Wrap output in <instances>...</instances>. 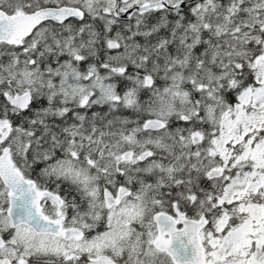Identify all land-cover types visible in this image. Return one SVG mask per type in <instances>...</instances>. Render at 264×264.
<instances>
[{
    "label": "flooded vegetation",
    "instance_id": "obj_1",
    "mask_svg": "<svg viewBox=\"0 0 264 264\" xmlns=\"http://www.w3.org/2000/svg\"><path fill=\"white\" fill-rule=\"evenodd\" d=\"M243 1L0 0V12L7 16H28L41 11L63 9L69 15L63 21L48 20L41 23L21 45L0 44V120L11 124L13 131V124H19L21 119L28 117L29 110L31 115L32 110L37 111V100L33 91L26 90L32 95V103L26 110L15 108L8 102L7 96L14 98L23 92L16 88L17 81L10 79V70L5 67L14 63L16 51H22L25 47H36V42L40 39L37 34L47 30L65 32L71 39V44L77 40L71 36L73 32H81L82 36L90 35L89 38L93 39L94 57L88 56V63L91 67H98L99 72L103 71L102 65L111 63L125 50V45L129 47L130 42L133 49H137L135 60L129 66L128 52L126 73L115 75L111 81L116 85V80L120 78L131 84L136 79L144 81L142 88L146 89L149 97L146 102L148 108L158 88L152 79L158 78V75L152 74L155 69H149L148 65L153 63L152 60L159 63L169 59L177 61L176 68L184 83L194 78L207 80L214 73H231L236 85L223 82L226 85L220 89L223 96H229L231 92L239 94L241 90H253L259 85L261 75L258 60L263 54L264 31L256 33L260 23L251 27L253 32L250 34L253 37H249L242 57L234 58V47L237 43L231 42L233 33L230 32L234 27L243 31L248 27L244 17L246 2ZM217 14H221L220 23L214 22V15ZM259 16L260 12H257V17ZM239 50H242L240 45ZM82 52L79 51L80 54ZM52 54L46 63L53 65L71 60L67 53H59L58 50L53 49ZM163 57L167 59L164 60ZM31 58V65L37 63L36 52L31 53ZM136 60L139 61L137 65ZM226 64L227 70L220 67ZM129 69L132 71L129 72ZM130 91L134 90L129 89L128 83L127 94ZM134 95L135 93L132 96ZM152 119L164 122V127L157 131L145 130V123ZM99 122V116H96L94 123ZM48 123L57 128L64 121L56 122L52 118ZM194 129L196 128L192 124H174L161 117L145 116L142 124L144 134H155L158 141L163 143L167 157L153 150L149 151L151 148L142 152L133 150L129 160L125 159L127 152L123 158L121 153L105 152L31 153L16 158V153H13L11 158L14 168L21 172L25 180L35 184L37 192L58 197L53 199L47 196L41 200L40 206L41 214L49 222L56 223L60 235L41 234L26 224L14 226L19 220L12 219L9 211L15 197L10 195V190L0 177V264H93L92 261L101 257H107L115 264H194L190 258L202 253L205 264H214V255L217 252L214 232L218 229L219 222L216 209L223 196L211 184L229 176L230 170L212 167L203 174L204 179L202 176L196 179L195 174L193 180L197 185H194L185 180L187 170L180 172L175 169L177 165L184 166L185 161L183 157L179 158V150L167 146V141L186 139L194 148L205 144V140L199 136H194L191 140ZM39 133L40 130L36 128L37 138ZM1 155L3 152L0 151ZM66 155L70 156L67 166L71 167L66 174L58 173L50 167L53 161L63 160ZM144 155L146 158L142 159ZM41 159L44 163L38 162ZM86 160L90 161L88 167L83 163ZM102 160L107 163L95 164ZM81 167L86 168L85 174H76V169ZM103 168L107 170H102ZM220 171L221 175H213V172ZM106 191L115 199L119 197V193H123L124 197L119 204L109 206L105 199ZM251 196H245L244 201L250 205L261 204L257 195L253 198ZM24 230L29 231L39 241L62 240L67 249L59 254L45 255L37 252L38 255L24 257L23 253L31 250V246L28 247L23 241L18 244L16 238ZM108 237L115 238L112 248L106 244L104 248L95 246L103 244ZM95 240H98L96 244ZM171 251L185 256V259L179 258L175 261ZM11 252L17 254L13 255ZM253 263L260 264L257 260H253L251 264Z\"/></svg>",
    "mask_w": 264,
    "mask_h": 264
},
{
    "label": "rangeland",
    "instance_id": "obj_2",
    "mask_svg": "<svg viewBox=\"0 0 264 264\" xmlns=\"http://www.w3.org/2000/svg\"><path fill=\"white\" fill-rule=\"evenodd\" d=\"M243 2H246L244 17L248 25L247 30L243 31L239 27H234L230 32V34L233 33L231 42L237 43L234 47L235 59L242 57L243 48H246L249 37H253L250 34L253 32L250 30L251 27L260 23L256 33L264 31L262 24L264 6H261L264 5V0H244ZM257 12H260L259 17ZM219 15L221 16V14L214 15L215 23L221 22ZM73 33L71 36L76 37L77 40L71 44L72 41L65 32L49 30L39 32L37 36L40 39L36 42L37 46L16 51L14 63L5 67L10 70V79L17 81L16 88L20 92L26 94L33 91L37 104H46V106L41 110L37 109L36 112L32 110V115L25 123L20 121L17 127L13 124L14 129L10 137L0 144V151L4 152L6 148H9L11 155L16 153L14 158L24 154L31 155V153L59 152L63 154L121 153L123 158L125 152L133 150L142 152L146 148H151L149 151L153 150L167 157L162 147L163 143L158 141L155 134L151 136L144 134L138 120H136V126L133 123L134 119L129 120L132 127L129 128V135H125L117 132L110 133L109 127L99 128L98 124L94 123L95 116L89 118V112L94 107H101L103 104L117 100V85L111 80L117 74L126 73L128 52L129 66L133 64L136 47L133 49L134 46L132 47L129 42V47L125 45V50L111 63L102 65L103 71L99 72L98 67H91L88 63V56L94 57L93 39L89 38L90 35L82 36L81 32ZM80 36H82L81 39ZM238 45L242 50L238 51ZM53 49L58 50L59 53H67L71 60L53 65L46 63L53 56ZM33 51L37 53L38 58L37 63L31 65ZM79 51L83 52L80 54ZM262 53V58L258 60L261 71L259 85L253 90H241L236 95L234 103L228 101V96L220 93L222 92L220 89L226 86L223 82H228L231 86L236 85V81L229 72L224 75L220 72L214 73L207 80L192 79L184 83L176 68L177 61L169 59L167 62L159 63L152 60L153 63L148 64L149 69H155L152 74L158 75V78H152L158 88L151 99L150 107H146L141 113L150 118L161 117L174 124H192L196 129L191 140L194 136L205 140V144L195 148L191 146L192 144H188L186 139L167 141V146L179 150V158L183 157L185 161L184 166L177 165L175 169L180 172L187 170L185 180L194 185H197V182L193 180L195 174L196 179H200L201 176L204 179L203 174L212 167H224L230 170L229 176L211 184L212 188L218 192L221 191L223 196L216 209L219 222L218 229L214 232V245H217L214 264H251L253 260L264 264V134H262L264 133V32ZM138 62V60L135 61L136 65ZM226 65L220 67L227 70L228 65ZM131 71L129 69V72ZM136 80L131 82L137 87L145 85L144 81ZM134 93L130 91L127 94L131 106H136L132 98ZM50 118H59L64 123L58 127L55 123L57 128H54L48 123ZM85 122H92V124H85ZM46 127L55 129L54 137L48 135L46 142H43L47 135L44 132ZM36 128L38 130L41 128L38 138ZM49 157L50 155L45 156V159ZM69 157L66 155L63 160L53 161L50 167L58 173L66 174L67 170H71V167L67 166ZM38 162L44 163V160L41 159ZM89 162L86 160L83 163L88 167ZM105 163L107 162L104 160L95 162L97 165ZM84 169L86 168H77L76 174H85ZM248 195H252V198L257 195L261 204L246 203L244 198ZM129 211H131L130 206ZM31 235L29 231L24 230L20 236L16 237L18 244L25 242L28 247L31 246V250L23 253L24 257L38 255L37 252L45 255L59 254L67 249V245L62 240L39 241ZM114 240L115 238L108 237L103 244L95 246L104 248L106 244L112 248ZM97 241L95 240L94 243L96 244ZM11 254L16 255L17 252H11Z\"/></svg>",
    "mask_w": 264,
    "mask_h": 264
},
{
    "label": "water",
    "instance_id": "obj_3",
    "mask_svg": "<svg viewBox=\"0 0 264 264\" xmlns=\"http://www.w3.org/2000/svg\"><path fill=\"white\" fill-rule=\"evenodd\" d=\"M66 11H41L33 15H15L7 16L0 12V44H17L21 45L23 40L30 37L35 29L43 22L48 20H58L63 21L68 17ZM8 102L12 104L15 108L20 110H26L32 103L31 93H26L23 95H17L14 98L7 96ZM164 122L159 120H149L145 123V130L157 131L164 127ZM12 131V125L7 121L0 120V144L7 139ZM10 149L6 148L3 155L0 156V177L4 182L5 186L10 190V195H14L12 200V206L9 211V215L12 219H17L14 226H19L20 224H26L27 226L33 228L38 233L41 234H56L60 235L57 231L56 223L49 222L41 214L40 202L43 198L49 195V193L37 192L35 184L24 179L21 172L14 168V163L11 158ZM132 156L131 152H127L125 157L130 159ZM146 156H142V159ZM220 172H213L214 176L221 175ZM53 199L58 197L51 196ZM124 194L119 193V197L115 199L113 195L109 192H105V199L109 206L119 204L123 199ZM22 221V222H21ZM159 221V217H157ZM77 232V231H76ZM173 259L177 261L179 258H184L185 256L180 255L175 252H170ZM204 253L201 255L192 256L194 264H205ZM187 258V257H186ZM93 264H115L113 261L109 260L107 257H101L96 261H92ZM255 264V263H253Z\"/></svg>",
    "mask_w": 264,
    "mask_h": 264
},
{
    "label": "trees",
    "instance_id": "obj_4",
    "mask_svg": "<svg viewBox=\"0 0 264 264\" xmlns=\"http://www.w3.org/2000/svg\"><path fill=\"white\" fill-rule=\"evenodd\" d=\"M117 81V100L115 102H108L103 104L101 107H94L89 112V118H93L95 116H99V128L109 127L108 130L110 133H120L129 135V128L132 126L129 124L130 119H134L133 123L136 126V120L142 125L145 121V115L141 113L142 110L146 108V102L149 99L146 93V89L142 87H137L135 84H131L124 78H120ZM129 83V89H133L135 91V95L133 96V102L136 103V106L129 105V102L125 96L127 95V88ZM247 83H250L248 81ZM236 95L232 94L228 96V101L235 102ZM46 104L39 105L37 104L36 108L41 110L45 108ZM31 116V111L28 112V117ZM28 117L23 118L22 123H25L28 120ZM50 118L49 120H51ZM56 122H62L59 119H55ZM93 122V121H92ZM18 125V124H15ZM54 130L48 127L45 128V139L43 142H46V138L48 135H52L54 137ZM41 131V128H40Z\"/></svg>",
    "mask_w": 264,
    "mask_h": 264
},
{
    "label": "bare ground",
    "instance_id": "obj_5",
    "mask_svg": "<svg viewBox=\"0 0 264 264\" xmlns=\"http://www.w3.org/2000/svg\"><path fill=\"white\" fill-rule=\"evenodd\" d=\"M217 39V38H216ZM177 40V39H176ZM209 42V40H207ZM205 43V42H204ZM209 47V46H208ZM225 55V54H224ZM211 62V61H210ZM174 63V62H173ZM202 69V68H201ZM173 72V70H172ZM204 72V71H203ZM171 80V78H169ZM195 79V78H194ZM161 80V79H160ZM172 81V80H171ZM229 88V87H228ZM232 88V87H231ZM59 119V118H58ZM80 127V126H79ZM82 127V126H81ZM84 127V126H83ZM176 156V155H175ZM166 159V158H165ZM106 160V159H105ZM158 162V161H157ZM161 163V162H160ZM166 163V162H165Z\"/></svg>",
    "mask_w": 264,
    "mask_h": 264
}]
</instances>
